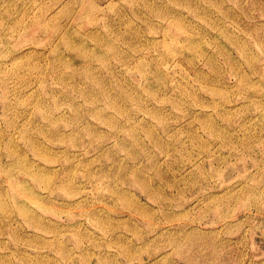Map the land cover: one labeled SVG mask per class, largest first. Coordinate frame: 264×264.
I'll list each match as a JSON object with an SVG mask.
<instances>
[{"label": "rangeland", "instance_id": "obj_1", "mask_svg": "<svg viewBox=\"0 0 264 264\" xmlns=\"http://www.w3.org/2000/svg\"><path fill=\"white\" fill-rule=\"evenodd\" d=\"M0 264H264V0H0Z\"/></svg>", "mask_w": 264, "mask_h": 264}]
</instances>
